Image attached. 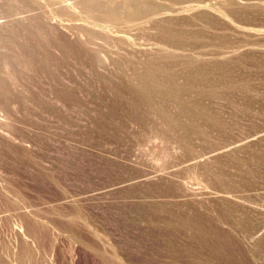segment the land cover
<instances>
[{"label":"rangeland","instance_id":"rangeland-1","mask_svg":"<svg viewBox=\"0 0 264 264\" xmlns=\"http://www.w3.org/2000/svg\"><path fill=\"white\" fill-rule=\"evenodd\" d=\"M0 264H264V0H0Z\"/></svg>","mask_w":264,"mask_h":264}]
</instances>
